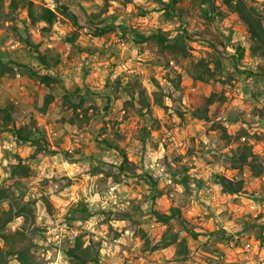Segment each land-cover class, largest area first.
I'll list each match as a JSON object with an SVG mask.
<instances>
[{"label":"rangeland","instance_id":"rangeland-1","mask_svg":"<svg viewBox=\"0 0 264 264\" xmlns=\"http://www.w3.org/2000/svg\"><path fill=\"white\" fill-rule=\"evenodd\" d=\"M31 1L54 9L57 21L48 29L43 22L30 25L19 10L0 26L1 55L14 61L9 76L20 64L59 82L44 93L31 79L22 94L0 79V106L17 100L24 118L30 115L44 133L35 146L0 128V259L72 264L66 249L78 236L98 251V264L264 259V55L250 54L237 14L219 1L222 15L211 21L202 16L200 0H175L170 17L162 10L167 0H113L100 15V0ZM249 2L264 22V0ZM61 5L77 16V25L60 14ZM152 28L168 33L167 43L175 46L170 57L178 62L167 65L160 57L148 38ZM24 38L39 44L49 69ZM128 80L145 93L135 85L133 95L127 93ZM66 90L74 92L66 98ZM204 107L208 119L194 117ZM19 160L27 174L17 169L12 176ZM215 175L241 180V190L224 191ZM171 208L179 214L171 216ZM248 242L254 245L249 252Z\"/></svg>","mask_w":264,"mask_h":264},{"label":"trees","instance_id":"trees-1","mask_svg":"<svg viewBox=\"0 0 264 264\" xmlns=\"http://www.w3.org/2000/svg\"><path fill=\"white\" fill-rule=\"evenodd\" d=\"M84 1L91 2L95 0H84ZM100 1L102 2V5L99 9V15L104 12H107L108 7L111 4L110 1H113V0H100ZM217 1L220 2V5H224L230 12L236 13L239 19L245 25L246 30L249 33V38H250V45H249L250 54L252 56L264 55V22L259 13L258 7L250 3L249 0H200L201 2L200 11H201L202 16L205 19H208L211 21L214 19L215 14L217 16L222 15L221 11H219L220 5L216 4ZM161 2H162L163 12H166V15L170 17L172 13L169 14L167 12H172L173 4L176 1L167 0V1H161ZM204 4H206L207 7H205ZM21 9L25 10L26 16L29 19L30 25H34L37 22H43L44 25L42 28L44 29H48L49 27H51L58 19V14L56 13L54 9H51L47 6L35 5V3L31 0H7V3H5V0H0V26L7 21H12L13 19H15V16ZM59 12L63 16H68L72 18L74 24L76 25L78 24L77 16L73 12H71L68 9V7H66L65 5H61ZM22 22L24 26H26L25 20H23ZM89 30H91V27L89 28ZM100 30L101 32L104 31L103 29H100ZM75 38H76V34L73 33L71 37H68V41L73 42ZM148 38L158 45L160 57L165 61L167 65L169 64L170 59H173L175 62H178V59L176 57L174 56L170 57L171 50L175 46L167 43L169 40V37L166 31H162L159 28H152L150 30V34L148 35ZM22 40L25 42V44L28 47L32 48L35 54H37L38 58L40 59V62L44 64L46 69H49L51 66L48 64L45 57L41 55L40 51L38 50L39 44L33 43L28 38H24ZM237 52H238L237 58H241L243 54L242 50L239 49ZM1 53L2 51L0 49V72H3L7 67H9V64L14 63V61H5ZM16 66L27 70L28 74H30V77L32 79L38 81L40 84H43L47 88L59 82L58 78L49 72L39 73L33 70L32 67L27 66V65L17 64ZM205 70L206 72L210 71L208 67H205ZM134 85L138 86L141 94L145 93V89L140 87L139 82H137L136 80L126 81L123 88L127 93H129L132 96ZM73 92L66 90L64 93V96L67 98L68 96L72 95ZM205 101H206V105L211 104L213 102V95L206 97ZM44 103L48 105L49 104L48 99L46 100L45 98ZM107 104H108V101L105 103V107H104V110L106 112L109 109ZM0 110L7 112L6 115L4 116L6 122L3 125L1 124L0 128H2L3 130L11 131L17 143L19 144L31 143L36 146L38 143V139L40 138L44 139L43 131L38 129L35 126V123L33 121L28 122L24 126L11 125L9 127L8 124L11 121L10 110L6 107L1 108ZM197 112H198L197 114H194V117L208 119L206 107H204L203 109H199ZM70 124H74V122L70 121ZM96 142L98 145H100L101 143H104L106 141L101 142V141L96 140ZM107 146L109 148H112V146H109V145ZM65 154H66V157L70 156L69 152H66ZM121 156H122L121 163L125 164L127 162V157L123 153H121ZM241 159H242V162H246L247 156L245 154H241ZM20 161L21 160H19V162L17 163H14L12 171H11L12 176L16 175L17 169H20L23 175L27 174V172L24 169L25 167H23L20 164ZM70 162H74V161H70ZM122 167L123 165L120 166V169H122ZM128 169L130 171L135 170L134 167H128ZM214 181L215 183L220 185L221 189H223L226 192H230V193L239 192L243 184L241 180L233 181L231 179L224 177L223 175H215ZM178 214H179V210L177 208H171V216H175ZM9 220H10V217H8L5 221H9ZM2 239L7 240L8 239L7 235H2ZM91 245L92 244L90 242L87 245H85L82 237L78 236L75 240L74 245L66 249V253L69 257V262H71L72 264H85L88 262L98 264L99 263V253L97 250H93ZM12 253H17L18 256L23 255V252L21 249L13 248ZM0 264H8V263L0 259Z\"/></svg>","mask_w":264,"mask_h":264},{"label":"crops","instance_id":"crops-1","mask_svg":"<svg viewBox=\"0 0 264 264\" xmlns=\"http://www.w3.org/2000/svg\"><path fill=\"white\" fill-rule=\"evenodd\" d=\"M14 67L16 70L14 75L12 74V76L11 75L9 76V73H12L13 70H12V67H10V68L7 67L3 72L0 73V79H4L5 81H7L6 82L7 85L11 86V87H6L8 91H9V89H11V91H15V92L18 90V93L21 92L22 94H25L26 91L24 90L22 84L25 82L26 84L30 85V83H28V82L31 81L32 78L30 77V74H28L27 70L20 68V67H17L16 65H14ZM5 74L7 76H5ZM18 84H20V85H18ZM21 88H23L22 91H21ZM43 88L44 89H41L40 91H43L44 93L47 92L48 88L46 86H44ZM34 99H35V97H34ZM44 101H45V99H44ZM6 103H5V105L0 106V109L6 107L10 110L11 121L9 122L8 126H11V125L24 126L28 122L33 121V120H31L30 115L27 118H24L25 111L22 109L20 104H19V106H17V104H18L17 100H15V101L11 100V102L7 101ZM18 107L21 108L20 111H19ZM0 113L2 114L1 118L3 119L7 112L0 110ZM16 118H17V120H16ZM5 122H6V120H5ZM4 123L2 122V124H4ZM22 144H30V143H22Z\"/></svg>","mask_w":264,"mask_h":264},{"label":"built area","instance_id":"built-area-1","mask_svg":"<svg viewBox=\"0 0 264 264\" xmlns=\"http://www.w3.org/2000/svg\"><path fill=\"white\" fill-rule=\"evenodd\" d=\"M107 46V45H106ZM204 189H198V193L199 194H203ZM207 201L209 202V204L212 206L214 204V201L212 199L207 198ZM70 239H68L70 242L72 241V235L69 236ZM254 247L253 243H246L244 245V249L245 251L249 252L251 251V249ZM247 264H264V259L263 257H252L248 260Z\"/></svg>","mask_w":264,"mask_h":264}]
</instances>
